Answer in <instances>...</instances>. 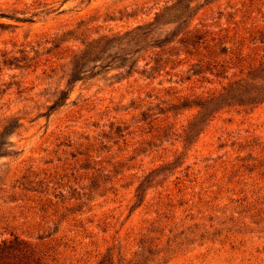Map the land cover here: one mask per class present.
Instances as JSON below:
<instances>
[{
	"label": "rangeland",
	"instance_id": "rangeland-1",
	"mask_svg": "<svg viewBox=\"0 0 264 264\" xmlns=\"http://www.w3.org/2000/svg\"><path fill=\"white\" fill-rule=\"evenodd\" d=\"M0 14L31 17H0V241L47 264H264V104L207 100L222 61L234 80L262 55L264 0Z\"/></svg>",
	"mask_w": 264,
	"mask_h": 264
},
{
	"label": "trees",
	"instance_id": "trees-1",
	"mask_svg": "<svg viewBox=\"0 0 264 264\" xmlns=\"http://www.w3.org/2000/svg\"><path fill=\"white\" fill-rule=\"evenodd\" d=\"M0 17H5L12 19L13 17L8 16L7 14H0ZM19 21H28L31 19V17H23V18H13ZM223 53H226V49L223 50ZM231 62H232V58ZM222 61V64L218 65L215 64L214 66H219L222 72L225 73V75L222 77L226 83L221 86L220 91L217 92V94L210 96L207 100L210 102L214 100L215 98H232L236 100V105L240 109L236 110V114H240L241 112L243 114H247L246 110L248 109H254L258 106L264 104V51L262 52V55L259 56V59L255 64H250L248 67V70L246 73L238 77L234 80H231L228 76V71L230 69H233L236 67L235 65L228 66V64L231 63ZM236 63V61H235ZM78 62L76 59V68L78 67ZM94 68H100V66H94ZM226 68V69H225ZM77 75L72 74V79L74 80H82L85 76V74ZM231 76V75H230ZM66 97L62 92H60V97L57 99V103L61 102ZM198 106H200L198 104ZM263 157V163L261 164L259 161L256 162L258 167L264 168V154ZM244 158H240L239 161L244 162ZM255 160V159H253ZM245 164H241L240 166H244ZM255 165L253 167L247 169L248 171H252ZM245 169L247 166L244 167ZM138 185L136 188V192L138 191L139 187ZM258 201V200H256ZM261 204V208L256 209V215L257 216H264V199L259 203ZM0 264H47L43 256L39 255L35 248L28 242L23 241L19 239L18 237H12V239L9 240H1L0 241ZM99 264V263H98Z\"/></svg>",
	"mask_w": 264,
	"mask_h": 264
}]
</instances>
